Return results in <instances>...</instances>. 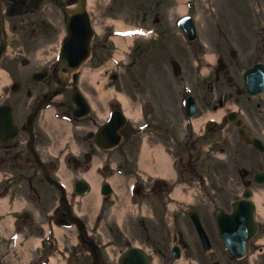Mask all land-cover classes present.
<instances>
[{
  "label": "rangeland",
  "instance_id": "rangeland-1",
  "mask_svg": "<svg viewBox=\"0 0 264 264\" xmlns=\"http://www.w3.org/2000/svg\"><path fill=\"white\" fill-rule=\"evenodd\" d=\"M51 1H53V0H51ZM51 1L48 0L46 5L43 6L42 11L36 15V17H35L36 23L39 24L41 21L38 18L42 17V19H43L45 17V15L50 16L49 13L53 14L55 17L59 16L58 19H55V20H57V21L60 20V14H59L60 10H58L59 8H57L55 4L53 5ZM183 1L184 0L181 1L182 5H183L182 8H184V6H185V4H183ZM89 4H90L89 5L90 13L92 14L93 22L96 24V26H98V28H100V29L104 28V33L103 32L101 34L97 33L96 40H95L97 49L100 48L101 50L105 51L106 54H108V53L110 54L111 52L113 53L115 51V43L113 42V40L112 41L107 40L104 37L106 35V32H108L110 29L115 27V24L125 22V24L127 26L144 25L146 27H152V28L157 27L156 28V29H158L157 32H159V34H161L162 39L159 38L158 40H155L154 42H152V43H154V45H151V46L149 45L151 42L150 43L145 42L148 40L143 38V37L136 39L135 43H136L137 47L134 48V50L131 54V57L134 56V58L135 57L138 58V61H139L138 65L143 63V59L145 58V54L147 56H149V58L150 57H155L156 59H158V58L163 59L164 58V60L169 63L167 53L171 52L173 54L174 51L178 52V50H179V54H180L179 58L183 59L185 61V63L188 64V61L190 58L189 52L191 51V47L188 46L185 39H182V38H179V39L177 38L178 40L174 39V37H175L174 31L171 29V26H173V24H174V20L179 15H181L180 9H182V8L180 7V9H178L179 5H180L179 0H93ZM242 4L244 7H246L248 5L247 0H242ZM52 5L55 8V10L58 12L59 15H56L55 13L51 12V6ZM214 6H215V4H214ZM206 8L208 9V5H207L206 0H198V7H197V9H198V21H199V24L201 22L202 27H203V24H205L206 26L208 25V21L210 19V12L212 11L210 9H208L209 10L208 11V10H206ZM204 9L206 11H204ZM251 20L253 21L254 19L252 18ZM241 25L242 26H238L237 28H241L243 26L246 27L245 23H241ZM228 31H231V29H229ZM243 31H245V29H243ZM240 32H241V36L243 38H245L247 35V29H246V33H243L241 30H240ZM175 35H178V34H175ZM143 39H145L144 42L142 41ZM166 39H167V41H166ZM164 42H167V43H165L166 46L164 45ZM145 43H147V44L145 45ZM241 43H242L241 41H237V44H241ZM94 61L95 60H92V62H94ZM144 66H145V62H144ZM147 66L149 67V65H147ZM111 69L115 70L114 67H112ZM138 70L140 72L139 75H140L142 81H144L145 85L147 82V83H149V85H152L154 87L153 89H155L154 90L155 94L153 93L154 95H150V93L146 94V92H142L141 96L144 97L145 100H151L152 102L156 101L155 103H156L157 108L160 104L161 106L165 107L164 110H170L172 115L175 114L174 117H176V116L180 117L182 112H179V110L177 108H175V105L179 104V102L181 101L179 94H180L181 83L184 81H180V79H177V78L175 79L173 77V75L171 73V66L166 64L164 67V70L161 71V74L159 76H154V77H149L145 73L144 68L143 69L139 68ZM140 77H139V79H140ZM107 81H108V78L102 77L101 82L103 84H105ZM148 81H150V82H148ZM114 83L115 82L111 81L108 84V86H112V84H114ZM117 83L120 84L122 82L120 80H118ZM122 84L124 85V83H122ZM129 84H131V83L127 81V86H129L130 87L129 89H131V85H129ZM145 85H144V87H145ZM82 86L86 90H88L91 87L89 83H85V82L82 83ZM141 90H143V87ZM151 97H152V99H150ZM101 104L104 105L103 107L105 109L106 108L105 103L101 102ZM24 108H26V105H24ZM169 108H171L172 110ZM27 111H28V108H26V110L23 111V114L27 115V113H28ZM19 112H22V108L19 109ZM43 116H45V115H42V117ZM163 117H165V116H163ZM168 117H169V119L173 118L170 115ZM175 127H177V124H175L174 127L171 128L174 131L172 132V130H171L164 138V140H166L170 144H175V140L178 137L181 138L183 136L182 133H185V132H187V130L191 129V128H189V126L186 125V123L184 121V117H183V120H181L180 125L178 126V128L176 130H175ZM187 127H188V129L186 130ZM191 127H192V125H191ZM25 138H27V136H25ZM140 141H141L140 134H137V130H136V133L133 136L128 137V139L127 138L125 139V141H124V143H122L121 147L117 148L116 150L110 151V157H112L113 159H118L119 164H120L119 168H124L125 170H129V171L136 169V158L135 157L137 154L138 144L140 143ZM137 142H139V143H137ZM201 147H202V145H201ZM206 147H207V144L205 143L203 145V149L205 150ZM217 148H218L217 154H219L220 149H219V147H217ZM153 149L157 150L158 152L154 151ZM176 153L180 154L181 152L177 149ZM186 154L188 155L187 152H186ZM203 154H204V152H203ZM220 154H221V152H220ZM44 156H45V158L49 159L48 151H46ZM179 164H180V161L178 162V165ZM171 165H172V161L170 160V158L167 155H165V153L162 151V149H160V147L146 145L142 148L141 153H140V159H139V167L142 171L147 172L148 174L155 173V172H162V171L171 172ZM2 167L5 168L4 164H2ZM55 171H56L55 169H50V170L48 169V174L51 176H55V174H54ZM205 174H206V176L208 175L209 180H211V179H213V177H215V171H210L208 173L206 172ZM235 174H237V173H235ZM27 175L28 176L33 175L34 185L38 188L39 195L43 196L41 199V203H40L42 205L41 211L43 210V208L45 206H47V208L52 207L54 205V200L60 195L61 191L56 187V185L52 186L48 183V181H45V179L43 178L44 177L43 171H41L40 167H38V168L31 167V168H27L25 171L23 170V171L18 172L16 175V179H18V180L22 179V184H24L23 187H21L20 193L23 192V193L28 194V188H27V183H26L27 181L25 179L26 177H28ZM221 181L223 184L224 179H222ZM217 184H221V183H218V182L214 183L213 182V183H211V185H207L205 187V189H203L204 195L207 197L206 193H209L208 190L211 187L212 189L217 191V193H214V196L218 197V195H219L218 198L220 199V201H222L223 198L219 194V189L222 186L220 185V186L216 187L215 185H217ZM191 185L194 188H196L195 190H198L201 188V187L197 188V186H196L197 184H195V183H191ZM257 193L260 195L264 194L261 191H257ZM202 195H203V193L199 194L198 198L200 199L202 197ZM33 202H36V201H33ZM35 206H37L39 208V202L38 201L36 202ZM34 209H36V208H34ZM42 214H41V216H42ZM40 218H42V217H40ZM209 218H210V216H209ZM260 218L262 219V217H260ZM107 236L110 237L109 235H107ZM213 236H214V239L217 241V239L215 238L216 234H214ZM98 237L100 238V236H98ZM67 238L69 239L70 246H71V259H70V261L72 260L71 264H84V262H82V260L77 258V251L80 250V245H78V246L76 245L79 241L76 239V236L74 235L73 231L71 232V236H67ZM103 238L104 237H102V239ZM4 242H5V247H7L6 241H4ZM121 246H123V243ZM256 246L259 247L257 244H255L253 242L252 255L255 254V252L253 251V247H256ZM110 251L113 255L114 249L111 248ZM199 254L201 255V257ZM213 256H216L215 252H214ZM217 256H220V255L217 254ZM202 257H203V254L201 253V250H200V252L196 251V252H193V255L186 256L185 262H188L191 260L195 261V259L200 261V259ZM259 257H260L259 259H255L256 256H252V258H250V257L249 258L253 259V261H254L253 264H264V254L260 255ZM105 258H106L105 264H119V262H117V263L114 262L113 259L110 260L109 256H106ZM249 258H246L245 261H248ZM204 259H206L205 262L209 261V263H210V261H212L211 258H204ZM227 262L225 264H233V262H231V263L230 262L227 263ZM172 264H178V262L173 261Z\"/></svg>",
  "mask_w": 264,
  "mask_h": 264
},
{
  "label": "flooded vegetation",
  "instance_id": "flooded-vegetation-1",
  "mask_svg": "<svg viewBox=\"0 0 264 264\" xmlns=\"http://www.w3.org/2000/svg\"><path fill=\"white\" fill-rule=\"evenodd\" d=\"M14 1L18 3V1L16 0H3V3L2 0H0V44H2L4 41L6 44L10 43L8 38L9 28L5 26L4 17L9 8V5ZM19 5L21 6V8H26V0H23V3H20ZM21 12L24 13L23 10H21ZM28 15H30V13L26 16L28 17ZM26 16H22V18H20L18 21L23 20ZM16 27H18V25H15L14 30H16ZM257 28L258 29H256L255 56L258 61H261L264 59V32L262 29V20L258 21ZM28 33L33 34V37L35 39H39L36 43L38 47H44L46 44L50 43V40L54 36V33L52 32L51 28H47V25H43L40 23L34 24L31 29H27L25 32L21 30L19 34L14 37L13 43L15 44L17 50H30V44L27 43L24 39V35H27ZM230 42L229 44H231ZM241 48L242 50H248L249 52L247 53L241 50L240 53L239 51H237L236 56H234V53H232V51H230L229 55H227V53H224L228 68L231 74L233 75V79L231 81H228L227 77L224 75L223 72L218 71L217 68H214L215 71L212 72L207 78H203V80L201 79L199 81V85L204 87V91L208 92L209 96L207 98V102H211L213 104L212 106L216 107L217 104L228 105L229 101H235L239 103L240 115L244 119L243 126L248 133L245 137H241V141H243L247 139L249 133L259 131L262 127H264V94L255 97L250 96L246 88L244 87V81L241 75V68L242 64L244 63L243 56L253 54V52L250 51V47L247 48L241 46ZM233 49L234 48H232L231 50ZM210 96L212 98H210ZM236 145L239 146V150H242L240 144ZM242 158L244 159V161L248 162L251 165L260 164L261 160L260 157L248 156L247 153H243ZM98 253H101V249H98Z\"/></svg>",
  "mask_w": 264,
  "mask_h": 264
},
{
  "label": "water",
  "instance_id": "water-1",
  "mask_svg": "<svg viewBox=\"0 0 264 264\" xmlns=\"http://www.w3.org/2000/svg\"><path fill=\"white\" fill-rule=\"evenodd\" d=\"M81 59H78V61H80ZM125 120L123 115L118 112L116 115V118L114 117V119L108 123L106 126L103 127V129L100 132V139L99 141L102 142L104 144V137L107 134H110L112 137V142L113 141H118L120 138V130L121 128L124 126ZM3 126H7V127H3ZM11 116L9 115V109L1 108L0 109V134L4 135L2 132V129H7L6 132L7 133H11ZM0 135V136H2ZM102 140V141H101ZM81 186H85L84 183H81ZM80 188V186H79ZM245 237V236H244ZM246 240V239H245ZM242 241H244V238H242ZM243 250H246V244L244 242L243 244Z\"/></svg>",
  "mask_w": 264,
  "mask_h": 264
},
{
  "label": "bare ground",
  "instance_id": "bare-ground-1",
  "mask_svg": "<svg viewBox=\"0 0 264 264\" xmlns=\"http://www.w3.org/2000/svg\"><path fill=\"white\" fill-rule=\"evenodd\" d=\"M91 1H93V0H88V2H91ZM183 12H186V8H182L181 9V13H183ZM128 28H131V27H129V26H126V25H124V24H118V27H117V29H121V30H125V29H128ZM118 39V38H117ZM49 112V111H48ZM258 201V203H261V200H262V198L261 197H257L256 198ZM261 205V204H260Z\"/></svg>",
  "mask_w": 264,
  "mask_h": 264
}]
</instances>
